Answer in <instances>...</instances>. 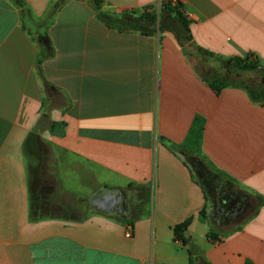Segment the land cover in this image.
Returning a JSON list of instances; mask_svg holds the SVG:
<instances>
[{"label":"crops","instance_id":"crops-1","mask_svg":"<svg viewBox=\"0 0 264 264\" xmlns=\"http://www.w3.org/2000/svg\"><path fill=\"white\" fill-rule=\"evenodd\" d=\"M56 1L0 0V264H264V105L217 93L172 33L108 27L93 0H67L49 24L45 88L29 29ZM100 1L141 12L168 0ZM179 2L196 44L264 64V0ZM196 117L223 194L254 207L240 228L218 229L197 156L174 149ZM103 188L121 189L127 211L92 210Z\"/></svg>","mask_w":264,"mask_h":264},{"label":"trees","instance_id":"trees-1","mask_svg":"<svg viewBox=\"0 0 264 264\" xmlns=\"http://www.w3.org/2000/svg\"><path fill=\"white\" fill-rule=\"evenodd\" d=\"M67 0H57L45 14L41 21L34 22L29 29L39 47L37 55V71L44 87H50L45 78L42 64L55 55L56 49L47 31L57 11ZM98 17L110 28L123 32H140L145 35H153L158 32L172 33L185 55L193 62L199 76L211 86L217 93L225 88H241L246 90L255 103L264 105V84H258L247 76L251 72H263L264 64L252 55L245 57H222L195 43L190 29V19L187 16L182 3L174 4L172 0L162 2L159 12L155 6H148L141 12L123 11L115 12L102 9L100 0H93ZM23 5L24 0H18ZM204 133V120L196 117L192 128L180 146L174 149H182L189 155H196L205 159L202 153V141ZM264 203L259 201L258 206ZM254 215V214H252ZM201 218L205 216V209L201 211ZM186 224L177 225L174 228L177 239H182V230ZM241 226H237L240 228ZM207 237L213 241L220 240L218 234L209 232Z\"/></svg>","mask_w":264,"mask_h":264},{"label":"rangeland","instance_id":"rangeland-1","mask_svg":"<svg viewBox=\"0 0 264 264\" xmlns=\"http://www.w3.org/2000/svg\"><path fill=\"white\" fill-rule=\"evenodd\" d=\"M159 10L160 8L157 7V12H159ZM247 76L258 84H264L263 72H251L248 73ZM196 158L197 161L193 162V165H195L194 168L196 175L201 179V181H203L206 190L209 194V199H212L215 204L214 222L216 223L218 221V229L221 232L234 229L246 218L252 215L254 207L245 209L243 208V203L241 208L237 210L229 211L225 209V207L221 204V201L224 199L226 194H228V192H225V195L223 194V191L221 190L220 186L222 183L221 178H217L218 175L210 171V167L204 162V159L199 156H197Z\"/></svg>","mask_w":264,"mask_h":264},{"label":"water","instance_id":"water-1","mask_svg":"<svg viewBox=\"0 0 264 264\" xmlns=\"http://www.w3.org/2000/svg\"><path fill=\"white\" fill-rule=\"evenodd\" d=\"M124 192L119 188H103L98 190L89 200L92 210L102 212H113L121 209V203L124 199Z\"/></svg>","mask_w":264,"mask_h":264},{"label":"flooded vegetation","instance_id":"flooded-vegetation-1","mask_svg":"<svg viewBox=\"0 0 264 264\" xmlns=\"http://www.w3.org/2000/svg\"><path fill=\"white\" fill-rule=\"evenodd\" d=\"M124 195V199L121 203V209L120 211L117 210L116 212H126L127 211V204H126V195ZM238 197L235 196H230L228 194H226V196L224 197V199L222 200V204H224L225 209L229 210V211H234L237 210L239 208H241L243 201L241 200H237Z\"/></svg>","mask_w":264,"mask_h":264},{"label":"built area","instance_id":"built-area-1","mask_svg":"<svg viewBox=\"0 0 264 264\" xmlns=\"http://www.w3.org/2000/svg\"><path fill=\"white\" fill-rule=\"evenodd\" d=\"M172 2L174 3V4H177L178 2H179V0H172ZM132 226L131 225H128L127 226V232H126V236L127 237H131L132 236Z\"/></svg>","mask_w":264,"mask_h":264}]
</instances>
